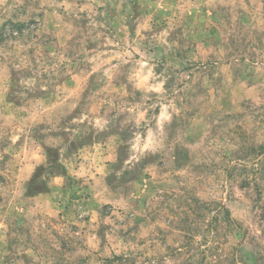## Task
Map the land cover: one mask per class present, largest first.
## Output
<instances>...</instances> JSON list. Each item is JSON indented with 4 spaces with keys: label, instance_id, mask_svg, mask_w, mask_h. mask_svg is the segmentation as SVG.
Returning a JSON list of instances; mask_svg holds the SVG:
<instances>
[{
    "label": "rangeland",
    "instance_id": "374dc122",
    "mask_svg": "<svg viewBox=\"0 0 264 264\" xmlns=\"http://www.w3.org/2000/svg\"><path fill=\"white\" fill-rule=\"evenodd\" d=\"M0 264H264V0H0Z\"/></svg>",
    "mask_w": 264,
    "mask_h": 264
}]
</instances>
